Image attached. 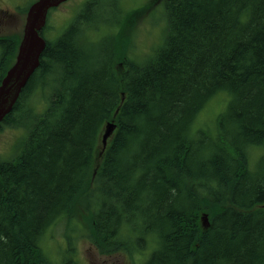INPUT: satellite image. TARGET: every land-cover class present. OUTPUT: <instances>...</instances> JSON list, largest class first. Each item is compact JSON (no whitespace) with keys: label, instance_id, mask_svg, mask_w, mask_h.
Returning a JSON list of instances; mask_svg holds the SVG:
<instances>
[{"label":"trees","instance_id":"1","mask_svg":"<svg viewBox=\"0 0 264 264\" xmlns=\"http://www.w3.org/2000/svg\"><path fill=\"white\" fill-rule=\"evenodd\" d=\"M98 1L54 40L48 11L39 65L0 123L26 130L0 160V264H53L43 235H77V218L99 255L132 264L150 245L141 264H264V0H164L163 42L142 62L120 49L122 11L96 22ZM97 24L104 46L86 36ZM21 36L0 40V82ZM48 88L36 113L33 93ZM220 94L214 134L195 129ZM67 252L57 264H75Z\"/></svg>","mask_w":264,"mask_h":264},{"label":"rangeland","instance_id":"2","mask_svg":"<svg viewBox=\"0 0 264 264\" xmlns=\"http://www.w3.org/2000/svg\"><path fill=\"white\" fill-rule=\"evenodd\" d=\"M85 1L68 0L55 10L51 9L47 20L46 38L54 40L74 18ZM32 2L35 0H0V38L22 35L26 17L24 9ZM117 3L120 6L108 10L107 0H99L98 6H101L104 12L98 14L96 22L100 17L110 19L115 10L122 11L124 20L117 31L120 49L124 50L129 58L142 62L152 56L163 42L166 30L164 0H118ZM105 31L106 26L97 24L86 31V36L91 43H97L98 47L104 46L102 38ZM49 90L50 88L34 91L32 102L36 113H40L47 107ZM227 101L228 96L225 94H220L209 101L198 114L194 128L214 134L215 121L217 116L224 111ZM21 116L26 117L23 112ZM25 133L26 130L22 127H3L0 130V160L15 158L19 143ZM74 222L78 229L77 235L68 232L62 224L49 228L43 235L40 248L53 264L59 263L64 256L68 255V250L71 251L70 256L75 264H132L129 258L122 253L111 257L99 255L87 239L88 232L83 220L77 218ZM153 250L154 246L150 245L143 249V255L139 257L138 254L133 255V263L141 264L148 259Z\"/></svg>","mask_w":264,"mask_h":264},{"label":"water","instance_id":"3","mask_svg":"<svg viewBox=\"0 0 264 264\" xmlns=\"http://www.w3.org/2000/svg\"><path fill=\"white\" fill-rule=\"evenodd\" d=\"M68 0H36L27 9L22 36L12 65L0 82V123L12 111L22 89L39 65V58L45 48V41L39 35L45 26L50 9L57 8ZM115 124H105L101 136L103 147L113 134ZM203 229L209 225L207 214L200 216Z\"/></svg>","mask_w":264,"mask_h":264},{"label":"flooded vegetation","instance_id":"4","mask_svg":"<svg viewBox=\"0 0 264 264\" xmlns=\"http://www.w3.org/2000/svg\"><path fill=\"white\" fill-rule=\"evenodd\" d=\"M42 31V29L40 30V32ZM6 39V38H5ZM4 38H0L1 41L5 40Z\"/></svg>","mask_w":264,"mask_h":264}]
</instances>
